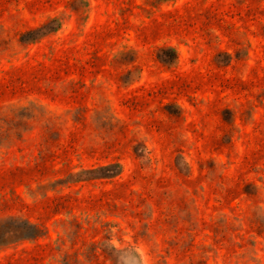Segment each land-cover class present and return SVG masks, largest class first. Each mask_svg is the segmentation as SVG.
I'll use <instances>...</instances> for the list:
<instances>
[{"label": "rangeland", "instance_id": "obj_1", "mask_svg": "<svg viewBox=\"0 0 264 264\" xmlns=\"http://www.w3.org/2000/svg\"><path fill=\"white\" fill-rule=\"evenodd\" d=\"M0 220V264H264V0H0Z\"/></svg>", "mask_w": 264, "mask_h": 264}, {"label": "trees", "instance_id": "obj_2", "mask_svg": "<svg viewBox=\"0 0 264 264\" xmlns=\"http://www.w3.org/2000/svg\"><path fill=\"white\" fill-rule=\"evenodd\" d=\"M52 21H57V19H53ZM60 25H58V28H60ZM173 54L176 57V52H173ZM122 172V169L117 172L115 175H118ZM113 175V176H115ZM3 221L0 220V235H2V228H8L7 225L5 227L2 225ZM17 236H20L21 241H38L40 238L45 236L46 234L44 232H41V228L38 224L32 223L30 221H22L16 226V230H14ZM8 234V231H6ZM4 235V234H3ZM6 235V234H5ZM3 238H0V244H3Z\"/></svg>", "mask_w": 264, "mask_h": 264}]
</instances>
